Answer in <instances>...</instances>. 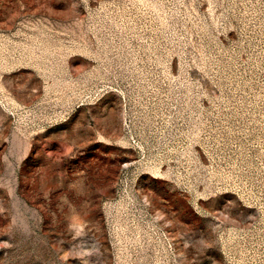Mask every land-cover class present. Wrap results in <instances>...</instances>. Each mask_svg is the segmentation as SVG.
I'll return each mask as SVG.
<instances>
[{
  "label": "rangeland",
  "instance_id": "374dc122",
  "mask_svg": "<svg viewBox=\"0 0 264 264\" xmlns=\"http://www.w3.org/2000/svg\"><path fill=\"white\" fill-rule=\"evenodd\" d=\"M0 264H264V0H0Z\"/></svg>",
  "mask_w": 264,
  "mask_h": 264
}]
</instances>
